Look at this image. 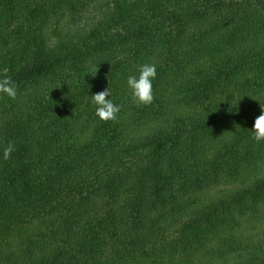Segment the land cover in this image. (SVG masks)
Segmentation results:
<instances>
[{
  "label": "trees",
  "instance_id": "16d2710c",
  "mask_svg": "<svg viewBox=\"0 0 264 264\" xmlns=\"http://www.w3.org/2000/svg\"><path fill=\"white\" fill-rule=\"evenodd\" d=\"M5 73L0 264H264V0H0Z\"/></svg>",
  "mask_w": 264,
  "mask_h": 264
},
{
  "label": "clouds",
  "instance_id": "9594fccd",
  "mask_svg": "<svg viewBox=\"0 0 264 264\" xmlns=\"http://www.w3.org/2000/svg\"><path fill=\"white\" fill-rule=\"evenodd\" d=\"M95 75L96 73H92ZM157 76L155 64H143L139 68V75H130L127 78V85L131 89L132 101L137 105H151L154 101L153 80ZM0 94L7 95L11 99L17 96V89L11 77L5 73L4 78L0 79ZM111 88H105L91 96L92 103L96 105L95 114L102 121L116 120L117 114L121 111L111 99ZM254 98V97H253ZM262 112L256 117L252 127L253 139L256 142L264 140V106L261 105ZM15 151L14 142H9L3 151V158L8 160L11 153Z\"/></svg>",
  "mask_w": 264,
  "mask_h": 264
},
{
  "label": "rangeland",
  "instance_id": "374dc122",
  "mask_svg": "<svg viewBox=\"0 0 264 264\" xmlns=\"http://www.w3.org/2000/svg\"><path fill=\"white\" fill-rule=\"evenodd\" d=\"M222 187H225L224 185H218V186H216V188L215 189H213V191H215V190H217V189H220V188H222Z\"/></svg>",
  "mask_w": 264,
  "mask_h": 264
}]
</instances>
